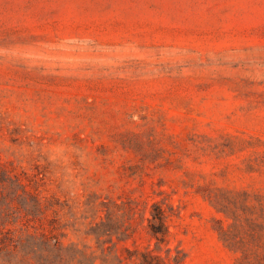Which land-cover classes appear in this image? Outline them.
Returning <instances> with one entry per match:
<instances>
[{
  "label": "rangeland",
  "instance_id": "rangeland-1",
  "mask_svg": "<svg viewBox=\"0 0 264 264\" xmlns=\"http://www.w3.org/2000/svg\"><path fill=\"white\" fill-rule=\"evenodd\" d=\"M0 264H264V0H0Z\"/></svg>",
  "mask_w": 264,
  "mask_h": 264
}]
</instances>
